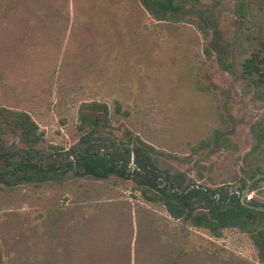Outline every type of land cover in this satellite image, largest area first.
<instances>
[{
    "label": "rangeland",
    "instance_id": "rangeland-1",
    "mask_svg": "<svg viewBox=\"0 0 264 264\" xmlns=\"http://www.w3.org/2000/svg\"><path fill=\"white\" fill-rule=\"evenodd\" d=\"M261 2L221 1L218 28L232 45L225 69L205 52L211 36L187 22H157L138 0H0V107L31 115L47 155L79 141L82 103L104 102L115 128L157 150L160 169L237 191L254 146L250 127L264 113L241 75L264 37ZM219 112L235 147L192 154L220 126ZM134 186L73 172L44 184L0 183L5 264H260L248 235L214 238L145 202ZM248 198L264 204V182Z\"/></svg>",
    "mask_w": 264,
    "mask_h": 264
},
{
    "label": "trees",
    "instance_id": "trees-1",
    "mask_svg": "<svg viewBox=\"0 0 264 264\" xmlns=\"http://www.w3.org/2000/svg\"><path fill=\"white\" fill-rule=\"evenodd\" d=\"M138 1L157 22H187L205 38L211 36L205 52L209 56L214 52L219 64L229 69L227 61L232 55V45L223 40L218 28L222 0H213L210 5L200 0ZM248 7L249 2L240 3L241 20L252 14ZM241 75L248 87H253L255 94L264 100V37L242 63ZM219 117L220 126L190 146L192 154L235 147L231 138L233 130L226 128L228 120L221 112ZM77 131L79 141L69 150L42 155L37 147L44 133L31 115L0 107V183L10 186L44 184L70 172L81 178L129 180L145 202L161 205L175 220H184L217 239L227 230L248 235L258 262L264 264V212L248 208L241 201V194L249 182L257 175H264V113L250 127L254 146L240 169L237 191L228 184L216 188L193 184L184 174L160 169L155 159L157 150L130 130L115 128L110 108L104 102L90 101L80 105ZM262 182L264 178L255 181L251 193L257 191ZM248 203L264 207L253 199H248ZM0 264H5L1 244Z\"/></svg>",
    "mask_w": 264,
    "mask_h": 264
},
{
    "label": "water",
    "instance_id": "water-1",
    "mask_svg": "<svg viewBox=\"0 0 264 264\" xmlns=\"http://www.w3.org/2000/svg\"><path fill=\"white\" fill-rule=\"evenodd\" d=\"M262 178H264V175H257L255 178H253L250 182H249V184H248V186L246 187V189L243 191V193H242V195H241V201H242V204L244 205V206H246V207H248V208H251V209H255V210H257V211H262V212H264V207L263 206H254V205H250L249 203H248V195L250 194V192H251V186H252V184L255 182V181H257V180H259V179H262Z\"/></svg>",
    "mask_w": 264,
    "mask_h": 264
},
{
    "label": "flooded vegetation",
    "instance_id": "flooded-vegetation-1",
    "mask_svg": "<svg viewBox=\"0 0 264 264\" xmlns=\"http://www.w3.org/2000/svg\"><path fill=\"white\" fill-rule=\"evenodd\" d=\"M242 193H243V192H242ZM250 193H251V192H250ZM241 195H242V194H241ZM248 199H249V198H248ZM248 199H247V200H248Z\"/></svg>",
    "mask_w": 264,
    "mask_h": 264
}]
</instances>
